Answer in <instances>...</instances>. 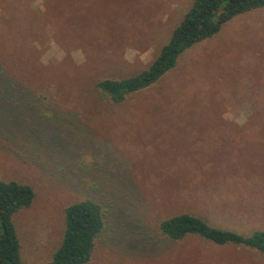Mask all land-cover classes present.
Here are the masks:
<instances>
[{"label": "rangeland", "instance_id": "1", "mask_svg": "<svg viewBox=\"0 0 264 264\" xmlns=\"http://www.w3.org/2000/svg\"><path fill=\"white\" fill-rule=\"evenodd\" d=\"M21 1L0 0V41L27 62L3 70L27 99L0 92V176L36 192L14 216L22 264L50 259L64 207L83 197L105 211L87 264H264L253 248L157 229L185 211L244 234L264 229V7L228 20L154 84L113 103L96 81L149 64L192 0H50L49 18L110 24L68 51L35 17L43 1ZM11 19L30 32L10 41Z\"/></svg>", "mask_w": 264, "mask_h": 264}, {"label": "trees", "instance_id": "2", "mask_svg": "<svg viewBox=\"0 0 264 264\" xmlns=\"http://www.w3.org/2000/svg\"><path fill=\"white\" fill-rule=\"evenodd\" d=\"M29 1L22 0L19 4L26 5ZM42 1L45 7L35 17L48 27L51 39L63 50L68 51L74 45L81 44V40L90 37V33L93 32L91 29L99 32L103 27H110V24L68 25L64 19L49 18L50 0ZM259 7H264V0H192L179 23L172 29L168 40L159 48L149 64L128 76L98 79L95 86L108 101L121 102L126 95L145 89L158 81L176 65L179 56L186 49L214 36L228 20ZM7 21H9L8 25L12 22L16 29L17 22L13 19ZM16 31L18 35L11 37L7 29L10 41L27 35L30 29L27 28L25 32L17 29ZM6 49H9L7 55L3 53ZM23 57L24 52L21 53L19 48L0 41V92L5 93V90L9 89L17 99V104L18 100L27 99V95L21 92L24 88L23 82L14 77L9 78L3 70L10 67L25 68L27 62ZM217 136L227 141L230 135L222 133ZM232 145H238V142L235 141ZM35 195L36 192L29 183L0 176V264H22L21 242L15 228L14 216L21 209L28 208ZM64 224L59 244L50 259L43 264H87L91 260L97 238L105 225L104 207L88 197L68 203L64 207ZM157 229L160 234L171 240L196 234L214 244L253 248L264 254V229L244 234L214 226L205 218L186 211L159 220Z\"/></svg>", "mask_w": 264, "mask_h": 264}]
</instances>
